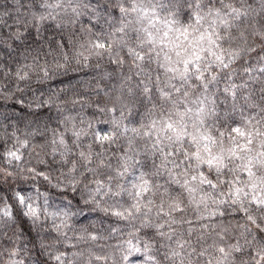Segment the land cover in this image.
Listing matches in <instances>:
<instances>
[{
  "label": "clouds",
  "instance_id": "obj_1",
  "mask_svg": "<svg viewBox=\"0 0 264 264\" xmlns=\"http://www.w3.org/2000/svg\"><path fill=\"white\" fill-rule=\"evenodd\" d=\"M114 2L0 0V264H224L220 248L234 264H264V215L253 209L251 222L230 207V199L221 205L226 218H218L215 229L196 223L195 205L186 198L174 231L156 227L168 222L157 216L160 202L170 210L161 191L176 185L163 173L152 175L156 161L147 158L151 141L144 135L154 115L151 104L137 99L123 109L117 105L119 124L113 123L108 92L117 79L103 78L112 65L107 56L85 59L88 41L114 26ZM205 2L235 4L247 13L231 37H217L226 57L239 53L228 69L216 66L223 92L233 78L229 73L247 79L245 68L264 64V10L259 0ZM77 3L79 15L72 12ZM17 36L23 37L19 46L13 44ZM260 88L257 82L249 89L255 110L237 101L232 119L242 128V117H253V124L264 119ZM231 106L229 100L224 108ZM124 125L138 134L125 133ZM231 126V120L224 124L226 133ZM142 169L162 187L138 197L134 185ZM216 184L222 200L227 188L219 177ZM117 210L122 215H114ZM188 219L192 233L181 224Z\"/></svg>",
  "mask_w": 264,
  "mask_h": 264
},
{
  "label": "snow or ice",
  "instance_id": "obj_2",
  "mask_svg": "<svg viewBox=\"0 0 264 264\" xmlns=\"http://www.w3.org/2000/svg\"><path fill=\"white\" fill-rule=\"evenodd\" d=\"M207 2L211 4V0ZM259 2L264 10V0ZM112 7L115 14L109 16V21L115 20L114 26L100 33L102 38L88 41L91 51L85 59L107 56L112 65L103 78L117 79L108 92L114 101L110 108L113 123L119 124L115 119L119 115L117 105L123 109L137 99L151 104L149 113L154 115L144 135L151 141L145 150L147 158L156 161L152 175L163 173L176 185L174 189L164 187L161 191L162 196L169 198L170 210L165 212L163 201L160 202L157 216L167 217L168 222L156 227L174 231L175 213L183 212L185 198L195 205L196 223L202 229H215L218 218H226L221 205L228 204L229 199L231 208L255 222V217L249 214L253 209L264 215V128L261 127L264 119L253 124V117H242L245 125L242 128L232 119V113L239 107L237 101L241 98L253 110L258 107L249 91L257 82L261 84L264 99V64L245 68L243 74L247 79L237 80L229 73L233 78L227 81L223 92L219 91L220 78L216 71V66L225 70L239 59L238 52L226 57L217 37L223 39L225 34L231 37L237 22H243L247 13L235 4L226 8L206 6L205 0H115ZM72 12L80 14L78 3ZM44 18L39 16L38 20ZM22 39L17 36L13 44L19 46ZM25 78L27 73L20 77ZM229 100L231 108H224ZM221 109H224L223 120ZM229 120L235 126L226 133L224 124ZM123 130L138 134L137 129H129L127 125ZM104 139L110 137L105 135ZM213 172L215 176L210 175ZM117 175L122 176L123 172L118 171ZM217 177L227 188V196L222 200L215 193ZM134 187L140 197L141 193L162 186L153 185L142 169ZM145 208L151 210L148 205ZM136 210L139 212L140 208ZM113 214L122 215L119 210ZM184 223L192 233L193 220H182L181 224ZM222 227L227 229L228 225ZM183 243L179 246L183 247ZM220 252L225 257L224 264H234L224 248Z\"/></svg>",
  "mask_w": 264,
  "mask_h": 264
}]
</instances>
